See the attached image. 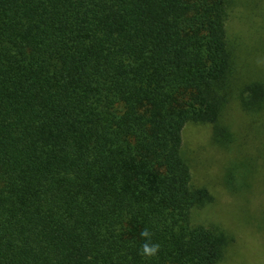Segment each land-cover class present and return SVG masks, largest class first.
Masks as SVG:
<instances>
[{"label":"trees","instance_id":"trees-1","mask_svg":"<svg viewBox=\"0 0 264 264\" xmlns=\"http://www.w3.org/2000/svg\"><path fill=\"white\" fill-rule=\"evenodd\" d=\"M234 3L0 0V264L223 259L232 238L192 224L212 197L192 184L182 133L207 124L230 141L219 122L234 95L264 112V81L235 82Z\"/></svg>","mask_w":264,"mask_h":264},{"label":"rangeland","instance_id":"rangeland-1","mask_svg":"<svg viewBox=\"0 0 264 264\" xmlns=\"http://www.w3.org/2000/svg\"><path fill=\"white\" fill-rule=\"evenodd\" d=\"M226 23L237 86L264 81V0H234ZM264 112L245 113L229 98L219 127L228 138L214 140L207 124H188L182 133L192 184L208 189L212 200L195 208L193 225L218 228L232 238L217 264H264Z\"/></svg>","mask_w":264,"mask_h":264},{"label":"clouds","instance_id":"clouds-1","mask_svg":"<svg viewBox=\"0 0 264 264\" xmlns=\"http://www.w3.org/2000/svg\"><path fill=\"white\" fill-rule=\"evenodd\" d=\"M140 236L144 240L140 246V255L145 258L157 256L161 246L159 243L153 242V233L145 228L141 230Z\"/></svg>","mask_w":264,"mask_h":264}]
</instances>
